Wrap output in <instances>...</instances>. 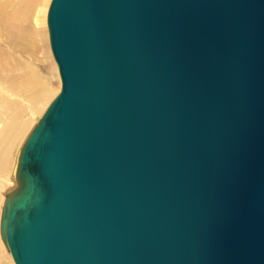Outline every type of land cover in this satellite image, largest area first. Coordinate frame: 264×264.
<instances>
[{
	"label": "water",
	"instance_id": "obj_1",
	"mask_svg": "<svg viewBox=\"0 0 264 264\" xmlns=\"http://www.w3.org/2000/svg\"><path fill=\"white\" fill-rule=\"evenodd\" d=\"M47 26L16 264H264V0H51Z\"/></svg>",
	"mask_w": 264,
	"mask_h": 264
},
{
	"label": "bare ground",
	"instance_id": "obj_2",
	"mask_svg": "<svg viewBox=\"0 0 264 264\" xmlns=\"http://www.w3.org/2000/svg\"><path fill=\"white\" fill-rule=\"evenodd\" d=\"M47 3V0H0V113L7 116V121L0 125V176L10 175L15 146L28 128L26 107L13 101L9 93L25 96L35 79L30 62L21 56L32 57L38 51L47 24ZM45 94L31 100L36 104ZM11 184L14 193L19 182ZM0 263L12 264L8 259Z\"/></svg>",
	"mask_w": 264,
	"mask_h": 264
},
{
	"label": "rangeland",
	"instance_id": "obj_3",
	"mask_svg": "<svg viewBox=\"0 0 264 264\" xmlns=\"http://www.w3.org/2000/svg\"><path fill=\"white\" fill-rule=\"evenodd\" d=\"M47 9L49 8L51 0H47ZM27 55H22L21 58L24 60H28L30 62L29 66L31 68L32 75L35 79H33V83L31 87L28 88V93L25 96L13 95L9 93L11 99L16 101L19 105H24L28 111V128L26 133L23 137L18 141L15 146V150L13 153V162H12V169L10 175L7 176H0V223L2 217L3 207L5 205L7 197L12 195V191L14 188L12 187V182L17 183L19 179L16 175V167L18 164V157L19 151L21 150L25 140L27 139L28 135L37 124L38 120L41 118L49 104L52 100L56 97L61 89V78L59 74L58 65L54 59L50 39H49V31L48 26L46 24L44 28V37L41 35L38 51L32 55V57H27ZM2 87H4L2 85ZM1 88V87H0ZM1 89V91L4 92ZM47 93V95L45 94ZM45 94L44 98H41L38 103H34L31 99L33 96ZM18 97V98H17ZM34 103V104H33ZM7 121V116L1 115L0 113V125L4 124ZM21 142V143H20ZM10 185V186H9ZM1 228V224H0ZM0 244L3 248L0 250V262L3 260H9L12 264H16L12 257L11 251L9 246L3 242L1 233H0ZM6 245V246H5ZM6 256V257H5ZM3 259V260H2ZM1 264V263H0Z\"/></svg>",
	"mask_w": 264,
	"mask_h": 264
}]
</instances>
